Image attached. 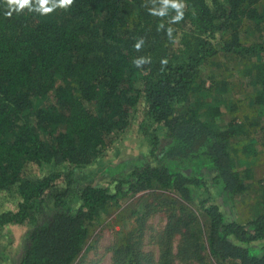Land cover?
Returning <instances> with one entry per match:
<instances>
[{
	"label": "trees",
	"instance_id": "trees-1",
	"mask_svg": "<svg viewBox=\"0 0 264 264\" xmlns=\"http://www.w3.org/2000/svg\"><path fill=\"white\" fill-rule=\"evenodd\" d=\"M178 2L183 17L174 21L163 0H73L48 13L36 0L20 11L0 0V192L14 187L19 196L0 211V226H28L17 264H74L101 215L137 194L153 199L143 215L131 207L138 224L111 246L110 264H264V205L242 221L226 218L209 193L194 195L207 188L202 167L230 196L249 187L254 132L264 133V39L243 40L242 31L264 28V0ZM224 55L235 78L214 71L207 83L204 66L223 69ZM141 57L148 62L137 66ZM141 99L160 130L150 139L153 160L103 166L112 188L88 180L86 168ZM28 163L49 167L30 177ZM163 206L155 257L140 233L146 214Z\"/></svg>",
	"mask_w": 264,
	"mask_h": 264
},
{
	"label": "rangeland",
	"instance_id": "rangeland-1",
	"mask_svg": "<svg viewBox=\"0 0 264 264\" xmlns=\"http://www.w3.org/2000/svg\"><path fill=\"white\" fill-rule=\"evenodd\" d=\"M242 36L243 40L246 41L264 39V28L256 30L249 24L244 27ZM233 58L235 60V57ZM218 59L223 69L216 68L214 65H205L203 68L207 83L210 82V77L213 75L214 71L217 74L223 73L221 74L223 77H234L233 74L231 75L228 73L229 71L233 73L234 70V68H232V66H234V61L231 56H219ZM136 85H139V81L136 82ZM236 91V94L241 96V90L236 89ZM144 110L145 104L143 99H141L137 104V109L133 113L129 125L124 130L116 132L111 146L105 150V156L98 162L92 163L88 166L89 168H86L89 174L88 180L93 179L94 182H99L102 185L111 187L113 185L111 180L113 174L105 171L103 166L109 164L118 165V163L122 161L127 163L124 167L125 171L126 168H130L131 164L153 160V156L149 151L151 147L150 139L154 133L160 132V130L154 128L155 123L146 117ZM254 134L257 140H259L256 145L258 152L253 157H250L253 174L248 180L249 187L245 192L230 196L222 190L219 182H214L212 178L213 172L210 168L202 167L196 171V173L202 174L205 178L207 188H195V200L209 193L211 199L220 205V208L228 219L236 218L244 221L253 217L259 212L262 205H264V195L262 193V187L264 186V148L260 142L264 139V133L258 129ZM160 137L159 149L155 150L157 153H159L160 148L165 143L163 136ZM48 167L49 166L40 167L36 164L28 163L24 168V174L30 177H36L44 173ZM185 170L188 172L194 171L191 168H185ZM152 199L153 195L137 194L130 197L119 208H114L110 214H102L99 222L91 227L86 245L74 264H110L112 258L111 246L125 234V231L132 229L138 224V221L134 220L136 215L129 218L131 207L139 208L140 213L137 215H143L145 213V201L151 202ZM18 201L19 196L15 192L14 187L1 191L0 211L16 208ZM120 209L122 211H120ZM146 215L144 224L142 225L143 232L140 233L142 247L145 250L153 251L154 256L157 257V245L151 242V235L161 230L165 225V207H158L155 210H151ZM27 229L28 226L12 223L0 226V254L3 256V259L0 260V264L18 263L22 242ZM175 239L177 240V238ZM176 240L174 241L176 242ZM175 263L198 264L196 261H184L180 259L175 260ZM209 264L236 263L233 261L216 262L214 259L210 258Z\"/></svg>",
	"mask_w": 264,
	"mask_h": 264
},
{
	"label": "clouds",
	"instance_id": "clouds-1",
	"mask_svg": "<svg viewBox=\"0 0 264 264\" xmlns=\"http://www.w3.org/2000/svg\"><path fill=\"white\" fill-rule=\"evenodd\" d=\"M73 3V0H36V5L38 6L36 8L37 11H41L42 13H48L51 12L55 7L59 6L62 8H67ZM163 3L167 6L170 5L171 8L176 10V16L173 18L174 21H179L183 17V7L184 5L178 0H163ZM7 4L11 10L20 11L24 9L25 7H29L31 10L32 8V0H7ZM8 15H11V11L7 13ZM159 15H164V10H161ZM142 40L138 41L134 47L139 50L142 44ZM148 62L147 58H139L137 60H134V63L137 66H140L144 63Z\"/></svg>",
	"mask_w": 264,
	"mask_h": 264
}]
</instances>
